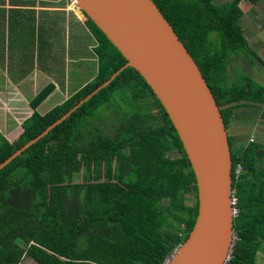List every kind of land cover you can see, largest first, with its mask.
Returning <instances> with one entry per match:
<instances>
[{
    "label": "trees",
    "instance_id": "1",
    "mask_svg": "<svg viewBox=\"0 0 264 264\" xmlns=\"http://www.w3.org/2000/svg\"><path fill=\"white\" fill-rule=\"evenodd\" d=\"M153 1L197 64L225 130L243 100L264 102V85L238 66L229 69L233 58L255 54L239 24L240 0ZM83 20L96 40V74L43 113L36 105L52 86L40 89L18 128L0 133V163L126 63L95 23ZM226 138L238 237L226 264H260L264 162L255 142L235 148ZM196 214L195 175L183 146L143 77L126 67L0 169V264H162Z\"/></svg>",
    "mask_w": 264,
    "mask_h": 264
},
{
    "label": "water",
    "instance_id": "2",
    "mask_svg": "<svg viewBox=\"0 0 264 264\" xmlns=\"http://www.w3.org/2000/svg\"><path fill=\"white\" fill-rule=\"evenodd\" d=\"M126 63L58 119L16 149L0 169L126 67L143 77L173 126L195 175L197 214L167 264H223L233 241L231 156L220 112L204 77L153 0H70Z\"/></svg>",
    "mask_w": 264,
    "mask_h": 264
},
{
    "label": "crops",
    "instance_id": "3",
    "mask_svg": "<svg viewBox=\"0 0 264 264\" xmlns=\"http://www.w3.org/2000/svg\"><path fill=\"white\" fill-rule=\"evenodd\" d=\"M213 1L222 4L232 0ZM239 7L243 35L264 62V0H240ZM95 45L94 35L70 0H0V129L6 132L1 134L6 137L18 128L31 113L30 100L43 87L52 86L41 102L57 92H62V102L77 90L64 91L69 83L67 69L65 75H61L62 79L60 76L59 81L56 80L58 75L51 64L61 48L64 54L60 55L64 57L66 67L76 65L74 72L80 67L78 60H71V52L77 49L80 54L86 48L94 65ZM255 54H250L254 61H249L252 74L237 66L264 85V64ZM95 67L97 70V64ZM41 102L36 105L38 111ZM226 132L235 148L245 146L248 141L258 144L256 155L264 162V102L243 100V105L233 110ZM261 252L264 256V242L257 254V262L264 264L259 257Z\"/></svg>",
    "mask_w": 264,
    "mask_h": 264
},
{
    "label": "rangeland",
    "instance_id": "4",
    "mask_svg": "<svg viewBox=\"0 0 264 264\" xmlns=\"http://www.w3.org/2000/svg\"><path fill=\"white\" fill-rule=\"evenodd\" d=\"M239 24L241 25V21L239 22ZM81 49H82V47L80 48V50ZM71 50H72V48H71ZM57 51H58V48H57L56 52ZM60 51H61L60 53L56 54L57 57L54 59V62L51 65L54 68L55 74L58 75L57 79H56L57 81H59L61 75H65V73H66L65 69H67V72H69V74H68V80H69L68 81L69 82L68 83V88L64 90L67 93H69L74 88L75 89L80 88L83 83H85L86 81L90 80L92 78V76L94 74H96V67L95 66H96L97 63L94 62V65H93L91 59L88 58V54H87L88 50H86V48H83L81 50L80 54H79V51L76 49L73 52H71L70 58H71L72 61H77L78 60V62H79L78 66L80 67V69H79V71H74L73 72V70L77 68L76 65L71 64L69 66L67 65V67H66V61H64V57L60 55V54H64V49L61 48ZM239 56L240 57L233 58V61H232L231 65H229V69L231 70L232 66L236 67L238 65L244 71H247V73L252 74V72H251L252 66H250V62H249L250 59H252V56H250V53H249V56L251 57L250 59L248 57H246V56H243V55H239ZM76 57H78V59ZM39 63H42V61L40 59H39ZM56 65H57V69H56ZM62 77L63 76H61V79H62ZM62 99H63L62 92H60V93L57 92V93L53 94L50 98H48L47 100H44L43 102H41L39 104V107H38L39 108V112L42 113V112L48 110L53 105H55L56 103L60 102ZM0 130L2 131L0 133H3V134L6 133V132H3V129H0ZM226 131H227V129H226ZM13 135H15V134H13ZM231 143H232V141H231ZM233 146H234V144H233ZM169 154L171 156H174V155L177 154V152H170ZM188 201H190V202L193 201V196L192 195L188 196ZM261 253L259 254L260 260L264 261L263 253L262 254ZM257 258L258 257L256 256V259ZM258 263L262 264L259 261H258ZM22 264H29V263L28 262H24Z\"/></svg>",
    "mask_w": 264,
    "mask_h": 264
},
{
    "label": "built area",
    "instance_id": "5",
    "mask_svg": "<svg viewBox=\"0 0 264 264\" xmlns=\"http://www.w3.org/2000/svg\"><path fill=\"white\" fill-rule=\"evenodd\" d=\"M241 170H242V166H241V164H238L237 167L234 170V176H235V178H237L239 176ZM236 201H237V197L235 195V191L232 190V192H231V203H232V206H233V213H234V215L237 213V208L235 207ZM232 239H233L232 246L230 248V252H229L228 258H227V260L225 262H223V264H226V262H228V260H229V258L231 256V253H232L233 245H234L235 241L238 239V237L235 234V232L233 233V238ZM167 262H168V259L164 260V262L162 264H167Z\"/></svg>",
    "mask_w": 264,
    "mask_h": 264
}]
</instances>
